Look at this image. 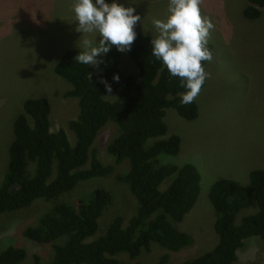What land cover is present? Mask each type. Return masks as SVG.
<instances>
[{
	"label": "rangeland",
	"instance_id": "1",
	"mask_svg": "<svg viewBox=\"0 0 264 264\" xmlns=\"http://www.w3.org/2000/svg\"><path fill=\"white\" fill-rule=\"evenodd\" d=\"M246 4V0H0V183L13 139V122L23 112L25 99H47L51 130L63 127L74 142L67 122L76 118L78 100L64 96L71 85L53 70L65 50L82 49L95 74L101 71L106 51L116 48L121 53L120 69L134 75L138 69L127 44L137 32L161 45L164 66L211 43L205 84L179 93L196 102L198 115L186 120L173 107L165 109L167 132L162 137L178 134L181 146L176 155L157 157L163 163H192L201 178L196 203L176 224L193 237V242L168 251L169 264H181L212 249L218 238L213 227L215 211L207 198L210 186L221 178L248 185L250 171L264 169V9L258 18L247 19L242 15ZM115 129V124L107 121L94 141L93 147L105 164L114 163L106 146ZM113 165L111 174L82 183L70 194L52 201L35 200L22 209L25 217L0 214V252L9 246L24 248L27 256L22 264H33V253L48 259L50 244L26 238L24 227L36 224L34 218L49 210L52 203L77 201L85 188L88 193L104 187L113 195L91 240L104 233L115 215H121L126 225L135 213L136 199L114 175L127 171L129 163L123 159ZM167 184L164 181L161 187ZM253 213V207L242 209L236 222ZM165 252L152 244L149 252L125 260L153 264ZM237 254L231 264H264V240L249 237Z\"/></svg>",
	"mask_w": 264,
	"mask_h": 264
},
{
	"label": "trees",
	"instance_id": "2",
	"mask_svg": "<svg viewBox=\"0 0 264 264\" xmlns=\"http://www.w3.org/2000/svg\"><path fill=\"white\" fill-rule=\"evenodd\" d=\"M246 1L243 16L257 18L264 0ZM127 49L137 74L128 75L120 69L121 53L116 48L106 51L101 71L95 74L82 49L65 50L55 64V74L71 85L64 96L78 100L77 116L67 122L74 142L63 127L51 130L50 105L45 98L25 99L23 112L14 119L0 183V214L25 217L22 209L35 200L52 201L70 194L82 183L111 174L113 164L123 159L128 160L129 168L114 178L126 184L136 199L135 213L126 225L121 215H115L104 233L92 240L99 229L98 219L113 202L108 189L95 187L86 193L85 188L73 203H52L49 210L34 218L36 224L23 230L26 238L51 246L46 260L32 254L33 264H140L125 259L134 260L149 252L152 244L177 251L193 242L176 224L198 199V169L192 163H163L157 156L176 155L181 146L178 134L162 137L167 132L165 109L173 107L186 120L198 115L196 102L190 100L189 104L178 95L205 84V70L197 66L202 48L165 66L160 46L147 34L132 35ZM112 94V98H105ZM109 120L116 129L106 151L114 163L105 164L93 145ZM164 181L168 184L162 188ZM207 198L216 215L213 227L217 243L181 264H231L249 237L264 240V169L251 170L248 185L229 178L216 180ZM249 207L255 208V213L237 223L238 213ZM26 256L24 248L9 246L0 252V264H22ZM153 264H169L168 254L163 253Z\"/></svg>",
	"mask_w": 264,
	"mask_h": 264
},
{
	"label": "clouds",
	"instance_id": "3",
	"mask_svg": "<svg viewBox=\"0 0 264 264\" xmlns=\"http://www.w3.org/2000/svg\"><path fill=\"white\" fill-rule=\"evenodd\" d=\"M244 9V8H243ZM243 13V12H242ZM243 15V14H242ZM260 16V15H259ZM258 16V17H259ZM244 17V16H243ZM257 17V18H258ZM245 18V17H244ZM247 19H249V18H247ZM256 19V18H255ZM251 20H253V19H251ZM157 44L160 46V48H161V50H162V52H163V49H162V47H161V45L157 42ZM202 48V51H201V53L197 56L198 58V63H197V66H203V68H204V70H205V72H206V63H207V58L209 57V55L211 54V52H212V50H213V45L211 44V43H205V44H202V45H200V46H198V47H196L195 48V50H197L198 48ZM193 51V50H192ZM192 51H190V52H188V53H191ZM163 55H164V53H163ZM183 56H185V54L183 55ZM182 56V57H183ZM181 57V58H182ZM180 58V59H181ZM180 59H177V60H180ZM177 60H174V61H177ZM190 91H192V90H190ZM183 92H188V91H182L181 93H183ZM178 96H180V95H178ZM180 97H183V96H180ZM66 98H71V97H66ZM183 98H185V100L186 101H188V103L189 104H191L192 102L191 101H193L192 99H189V98H186V97H183ZM191 100V101H190ZM197 110H198V108H197ZM234 180V179H233ZM243 217V216H242ZM241 217V218H242ZM241 218H240V220H241ZM235 221H237V219L235 218ZM193 238V237H192ZM64 240H65V238H62L61 239V243H63L64 242ZM189 245V244H188ZM182 248V247H181ZM166 250V252L165 253H167V254H169V250H167V249H165ZM179 250V249H178ZM171 252V251H170ZM33 254H38V253H33ZM39 255V254H38ZM26 258V257H25ZM25 260V259H24Z\"/></svg>",
	"mask_w": 264,
	"mask_h": 264
}]
</instances>
